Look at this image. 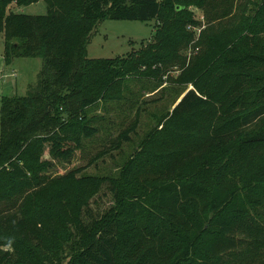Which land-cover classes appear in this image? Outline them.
<instances>
[{
  "label": "trees",
  "instance_id": "16d2710c",
  "mask_svg": "<svg viewBox=\"0 0 264 264\" xmlns=\"http://www.w3.org/2000/svg\"><path fill=\"white\" fill-rule=\"evenodd\" d=\"M39 1L0 0L5 64L42 59L26 95L0 98V264H264V0H43L44 15L10 10ZM192 6L208 17L196 42ZM106 19L159 24L128 55L89 58ZM190 45L198 51L188 62ZM176 65L180 100L118 175L51 173L99 133L90 107L120 102L128 81H162ZM104 183L116 203L96 215L86 208Z\"/></svg>",
  "mask_w": 264,
  "mask_h": 264
},
{
  "label": "rangeland",
  "instance_id": "374dc122",
  "mask_svg": "<svg viewBox=\"0 0 264 264\" xmlns=\"http://www.w3.org/2000/svg\"><path fill=\"white\" fill-rule=\"evenodd\" d=\"M10 10L15 13L44 15L47 13V5L41 0L31 5L12 4ZM190 10L194 18L202 23L201 26L189 25L188 27L194 31L193 42H196L201 30L206 26L208 17L199 7L192 6ZM158 24L155 19L148 21L106 19L98 25L92 35L88 45V57L114 58L128 55L131 51L140 49L143 44L154 39ZM3 39L4 36L0 33V98L26 95L28 85L37 82L39 78L42 59L14 57L11 63L5 64L2 58ZM197 51L198 48L196 49L192 45L184 50L187 61L192 59ZM182 70L179 65L174 66L164 75L162 81L148 78L128 81L129 88L125 93L124 100L113 103L100 102L90 107L89 114L96 118L95 124L99 127V133L86 139L84 146L76 151L71 161H55L51 173L61 175L72 169L82 168L81 173L84 175H118L124 162L139 149L143 137L153 127H156L160 119L167 112L172 111L180 100L186 85L177 83L176 79ZM13 71H16V76L12 75ZM188 87L192 88V85H187ZM137 117L138 125L136 131L131 134V140L123 141L120 148L114 147L115 139L120 132L134 122ZM45 157H49L48 152ZM115 203V196L109 183H104L100 191L91 198L89 208L86 210L101 215ZM69 247L67 246L64 252L66 257H70Z\"/></svg>",
  "mask_w": 264,
  "mask_h": 264
},
{
  "label": "built area",
  "instance_id": "2783aa9c",
  "mask_svg": "<svg viewBox=\"0 0 264 264\" xmlns=\"http://www.w3.org/2000/svg\"><path fill=\"white\" fill-rule=\"evenodd\" d=\"M4 75V74H3ZM12 75L16 76V72H13Z\"/></svg>",
  "mask_w": 264,
  "mask_h": 264
},
{
  "label": "crops",
  "instance_id": "0c3cea01",
  "mask_svg": "<svg viewBox=\"0 0 264 264\" xmlns=\"http://www.w3.org/2000/svg\"><path fill=\"white\" fill-rule=\"evenodd\" d=\"M2 58L4 59L3 54H2ZM2 70H3V69H2ZM2 70H1V71H2ZM3 71L5 72V70H3ZM13 72H14V71H13ZM15 72H16V71H15ZM16 74H17V73H16Z\"/></svg>",
  "mask_w": 264,
  "mask_h": 264
}]
</instances>
